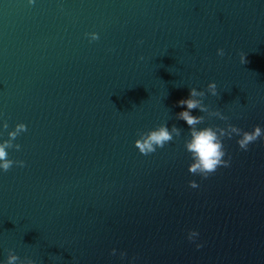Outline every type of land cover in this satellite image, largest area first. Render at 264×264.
<instances>
[{
    "label": "water",
    "instance_id": "1",
    "mask_svg": "<svg viewBox=\"0 0 264 264\" xmlns=\"http://www.w3.org/2000/svg\"><path fill=\"white\" fill-rule=\"evenodd\" d=\"M209 82L229 119L193 109L198 128L264 130V0H0V142L27 126L7 150L25 166L0 170V264H264V142L188 172L177 101ZM164 123L181 136L140 154Z\"/></svg>",
    "mask_w": 264,
    "mask_h": 264
},
{
    "label": "clouds",
    "instance_id": "2",
    "mask_svg": "<svg viewBox=\"0 0 264 264\" xmlns=\"http://www.w3.org/2000/svg\"><path fill=\"white\" fill-rule=\"evenodd\" d=\"M29 3H33V0H29ZM91 41L99 39V34L96 32L87 33ZM217 55L223 57L225 51L223 48L217 49ZM143 59V57H141ZM241 64H246V55L240 54ZM206 92L213 97H219L220 93L217 90V84L215 82H209L207 84L206 91L192 87L190 88L189 97L186 99H180L177 101V106H186L187 110L181 111L176 114L178 120H183L189 127L188 138L184 140V148L190 154L191 163L188 166V172L192 175H198L203 179H207L209 176L215 174L220 167H229L231 157L228 159L224 157L227 154L224 146V139H231L233 135L240 137L237 140V144L241 150L247 151L250 144L255 143L258 139L264 142V130L259 125L253 127L251 131H244L241 128L228 123L225 127L219 126H206L197 127L205 121V116H193L191 114L193 109H199L200 112L206 113L208 117H216L220 120L228 121L229 117L222 114L220 110H210L209 106L203 102V98L206 96ZM4 129H8L7 122L3 125ZM27 131V126L24 123H18L15 125L13 131L8 132V139L0 142V170L8 172L13 165L20 167L25 166L24 161H14L9 158V152L7 150L15 148L20 150L19 144H14L13 141L16 138ZM183 129L178 128L176 125L168 127L167 123L160 124L157 127L148 131L138 132V139L134 141L136 149L139 153L145 156L151 155L157 151V149L164 148L167 144L173 142L177 137L181 136ZM191 188L199 187L195 180L189 181ZM198 233L196 231H190L188 239L193 240ZM197 247L201 245L197 244ZM113 249V255L115 254ZM126 255L121 253V257ZM4 264H35V261L31 258L25 257L21 259L13 250L8 251L7 259Z\"/></svg>",
    "mask_w": 264,
    "mask_h": 264
}]
</instances>
